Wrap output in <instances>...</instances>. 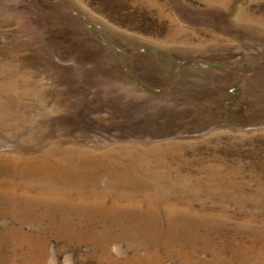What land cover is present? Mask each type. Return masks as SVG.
<instances>
[{"label": "rangeland", "instance_id": "obj_1", "mask_svg": "<svg viewBox=\"0 0 264 264\" xmlns=\"http://www.w3.org/2000/svg\"><path fill=\"white\" fill-rule=\"evenodd\" d=\"M0 264H264V0H0Z\"/></svg>", "mask_w": 264, "mask_h": 264}]
</instances>
